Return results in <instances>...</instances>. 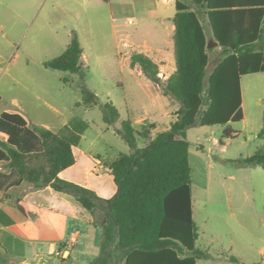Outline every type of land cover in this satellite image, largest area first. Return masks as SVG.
<instances>
[{"label":"trees","instance_id":"trees-1","mask_svg":"<svg viewBox=\"0 0 264 264\" xmlns=\"http://www.w3.org/2000/svg\"><path fill=\"white\" fill-rule=\"evenodd\" d=\"M108 1V0H105ZM204 8L225 57L207 77L209 54L199 12ZM174 53L176 70L165 80L160 66L143 52L133 53L132 67H139L151 81L161 84L163 94L179 104L177 119L169 129L138 146L130 119L122 121L118 134L130 145L105 163L116 191L110 197L61 177L76 161L88 121L73 117L60 130L33 126L19 112H3L0 160L9 171L0 172V189L24 182L75 198L89 212L104 213L101 253L92 264H198L209 252L197 246L199 231L193 211V182L188 129L199 126L221 129L225 138L235 137L231 122L244 119L241 78L264 73V0H176ZM84 49L77 33L59 56L44 63L47 68L78 74L81 102L86 108L100 104L103 120L110 127L121 119L112 100L99 103L98 95L85 81ZM1 99V95H0ZM151 125V129L155 128ZM264 134V130L262 131ZM264 169V146L239 161ZM233 261L239 262L236 257Z\"/></svg>","mask_w":264,"mask_h":264},{"label":"rangeland","instance_id":"rangeland-1","mask_svg":"<svg viewBox=\"0 0 264 264\" xmlns=\"http://www.w3.org/2000/svg\"><path fill=\"white\" fill-rule=\"evenodd\" d=\"M117 2L122 12L114 14L117 19L113 20L105 0H0V112L18 111L33 126L45 125L53 131L60 130L73 117H81L89 127L80 149L103 162L132 150L117 132L123 120L132 121L138 146L143 147L148 139L141 133L148 129L154 136L151 125L168 126L177 112L172 108L166 116L158 110L156 114L162 118L157 122L148 118L142 126L137 120L144 116V104L178 103L165 96L159 84H153L139 67L131 65L133 53L143 52L170 73L174 67L171 37H165L163 45L149 37H153V29L141 22L144 14L140 13L147 10V0ZM130 18L133 24H129ZM74 33L84 49L88 87L98 95L99 103L112 100L121 113V119L110 127L103 120L100 104L92 108L79 105L82 96L78 74L44 65L62 54ZM118 44L126 48L120 62L116 57ZM259 45L258 49L264 47V41ZM160 78L164 80L163 76ZM243 87L245 119L229 124L235 137L225 138L224 130L214 133L199 126L187 131L193 166V204L201 233L205 230L199 246L210 243L214 252L226 247L234 238L235 218H241L252 226L250 234H236L252 240L256 259L262 261L264 225L254 213L264 214V169L239 161L264 146V77L249 75L243 79ZM211 136L226 144V150L220 151L223 147L210 142ZM82 176L79 167H75L74 179L83 185L81 181L88 179V174ZM48 253L57 262L54 246ZM199 264L217 263L199 260Z\"/></svg>","mask_w":264,"mask_h":264},{"label":"crops","instance_id":"crops-1","mask_svg":"<svg viewBox=\"0 0 264 264\" xmlns=\"http://www.w3.org/2000/svg\"><path fill=\"white\" fill-rule=\"evenodd\" d=\"M117 1L118 0L107 1L113 13V20L117 19L115 16L117 13L122 12V7ZM147 1V10L138 11L144 14V16L141 18V22H145L146 27L153 29V37H149L153 40L155 39L154 43L158 45H163L165 43V37H171L170 43L174 51L173 35L175 33V25L173 18L177 11L176 0ZM160 2H162V5ZM191 9L199 12L200 19L206 33L207 52L209 54V65L207 68L208 77L212 74L219 62L225 57V54L223 53L222 47L219 45V42L214 35L206 9L199 8L196 5H191ZM129 20L133 19L130 18ZM261 42L258 43V46H260L259 44H261ZM118 46L116 57L120 62L123 61L120 58V55L122 56V52H124L126 48L124 45L118 44ZM175 70L176 62L174 53L173 70L170 73H167L160 66L159 76H163V81H165ZM253 75L264 77V73ZM246 77L247 76L241 78L243 111L245 104L243 79ZM151 82L154 84L153 81ZM160 85L161 84H159V87H161ZM1 100L2 95L0 101ZM172 108H175V110L178 111L179 104H144V110L141 112L144 114V116L137 121L141 122L142 126L146 125L148 118L153 120V122H157L159 117L162 118V115L158 116L156 111L161 110L165 112L164 114L166 116H168V113L172 110ZM3 112H0V116ZM176 119L177 112L173 118L169 120L168 126H157L153 128L155 131L154 136L169 129L172 122H174ZM28 122L31 123L30 121ZM45 127L49 128V126ZM208 129H210L211 132L217 133L223 131L224 127L219 130H214L212 128ZM7 139L8 135L0 131V141H7ZM225 150L226 144H224L220 151ZM75 153L77 157L76 163L72 167L63 171L61 173V177L76 183L79 182L74 179V169L75 167H79V170L83 176L88 174V179L84 178V180L81 181L84 183V186L96 190L103 197L112 196L116 191V185L114 183L113 177L109 173L108 167L105 164L110 162H103L102 159L95 157L93 153L89 155L86 154L80 149V145L75 149ZM190 162L192 166L191 147ZM1 171H9V165L7 161L0 160V172ZM34 187L35 186L33 184L24 182L18 186H12L5 191L0 189V264H92L101 253L103 237V227L101 222L104 217V213L99 210L95 212L84 210L74 197L64 193L56 192L51 186L41 187V189L38 190L34 189ZM209 187L210 186L207 185V188ZM254 215L259 216L261 224L264 225V214L261 212L254 213ZM235 219L237 225L233 226L234 238L226 245V247L220 249L218 252H214L212 250L210 243L204 244L205 246L203 248L199 246L202 237L205 235V230H203L201 233V227L195 219L199 231L197 246L208 251L210 254L208 258L198 259V264L199 260H208L209 262H216L217 264H264V248L260 251L263 255L262 261L257 260L256 251L252 245V240H249L247 236H245V238L247 237L248 240L242 238V236H237L236 234V231H239V233L242 234L243 232L247 233L246 231H248V234H250L249 230L252 226L248 223L244 224L242 222L243 219L241 218ZM235 240H238L241 244H237ZM52 246L55 247V254L58 256L56 259L57 262L53 260L48 253L49 248ZM59 251L61 253L57 254ZM232 257H236L239 262L233 261Z\"/></svg>","mask_w":264,"mask_h":264},{"label":"built area","instance_id":"built-area-1","mask_svg":"<svg viewBox=\"0 0 264 264\" xmlns=\"http://www.w3.org/2000/svg\"><path fill=\"white\" fill-rule=\"evenodd\" d=\"M134 21L133 20H129V24H133ZM210 141H213L214 144H218L220 147H223L224 144L218 139V138H215V137H211L209 138ZM61 252H57V254H60Z\"/></svg>","mask_w":264,"mask_h":264}]
</instances>
